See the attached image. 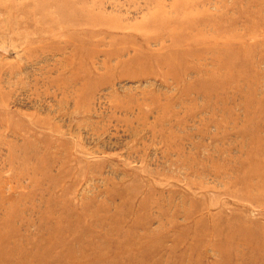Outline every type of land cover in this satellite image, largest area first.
Here are the masks:
<instances>
[{
	"label": "rangeland",
	"instance_id": "rangeland-1",
	"mask_svg": "<svg viewBox=\"0 0 264 264\" xmlns=\"http://www.w3.org/2000/svg\"><path fill=\"white\" fill-rule=\"evenodd\" d=\"M0 264H264V0H0Z\"/></svg>",
	"mask_w": 264,
	"mask_h": 264
}]
</instances>
